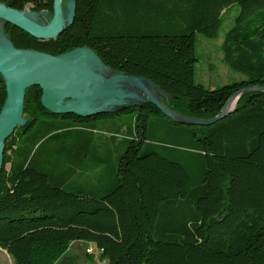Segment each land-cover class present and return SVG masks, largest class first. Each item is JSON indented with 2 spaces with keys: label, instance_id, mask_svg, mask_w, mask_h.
Returning <instances> with one entry per match:
<instances>
[{
  "label": "trees",
  "instance_id": "16d2710c",
  "mask_svg": "<svg viewBox=\"0 0 264 264\" xmlns=\"http://www.w3.org/2000/svg\"><path fill=\"white\" fill-rule=\"evenodd\" d=\"M76 2L72 27L55 39L12 24L5 33L18 49L51 55L91 48L203 120L219 116L235 92L264 86V0ZM234 5L223 60L246 78L210 89L196 81L197 34L217 37ZM41 98L40 87L27 89L28 122L8 138L0 178V247L15 264L60 263L73 241L95 243L106 264H264V91L212 125L176 123L153 104L57 115ZM6 99L0 75V111Z\"/></svg>",
  "mask_w": 264,
  "mask_h": 264
},
{
  "label": "water",
  "instance_id": "95a60500",
  "mask_svg": "<svg viewBox=\"0 0 264 264\" xmlns=\"http://www.w3.org/2000/svg\"><path fill=\"white\" fill-rule=\"evenodd\" d=\"M76 0H54L53 12L24 10L0 3V75L6 84L7 99L0 111V178L5 161V148L17 127H25L27 89L38 86L41 102L53 114H75L91 117L117 113L128 106L153 104L179 124L212 125L227 117L239 100L253 91H264L256 85L235 92L221 114L210 120L185 115L167 104L173 100L152 80L125 75L112 70L91 48H76L60 55L18 49L5 33L12 24L40 40H51L72 27Z\"/></svg>",
  "mask_w": 264,
  "mask_h": 264
},
{
  "label": "rangeland",
  "instance_id": "374dc122",
  "mask_svg": "<svg viewBox=\"0 0 264 264\" xmlns=\"http://www.w3.org/2000/svg\"><path fill=\"white\" fill-rule=\"evenodd\" d=\"M239 13V6L234 5L215 38L197 34L196 54L199 59L196 70V81L210 89L244 80L246 77L233 71L223 60L222 45L227 32L232 28ZM9 167V165H7ZM90 185L91 182L84 183ZM89 250V251H88ZM0 264H15L8 252L0 247ZM57 264H106L100 258V251L95 243L73 241L64 258Z\"/></svg>",
  "mask_w": 264,
  "mask_h": 264
},
{
  "label": "built area",
  "instance_id": "2783aa9c",
  "mask_svg": "<svg viewBox=\"0 0 264 264\" xmlns=\"http://www.w3.org/2000/svg\"><path fill=\"white\" fill-rule=\"evenodd\" d=\"M89 251V250H88Z\"/></svg>",
  "mask_w": 264,
  "mask_h": 264
}]
</instances>
